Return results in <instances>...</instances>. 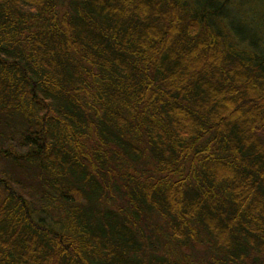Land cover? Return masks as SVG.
<instances>
[{"label":"trees","instance_id":"obj_1","mask_svg":"<svg viewBox=\"0 0 264 264\" xmlns=\"http://www.w3.org/2000/svg\"><path fill=\"white\" fill-rule=\"evenodd\" d=\"M231 2L0 0V264H264V56Z\"/></svg>","mask_w":264,"mask_h":264},{"label":"rangeland","instance_id":"obj_2","mask_svg":"<svg viewBox=\"0 0 264 264\" xmlns=\"http://www.w3.org/2000/svg\"><path fill=\"white\" fill-rule=\"evenodd\" d=\"M231 4L217 19L219 27L227 30L235 42L264 56V0H232ZM183 250L189 257L196 255L192 248Z\"/></svg>","mask_w":264,"mask_h":264}]
</instances>
